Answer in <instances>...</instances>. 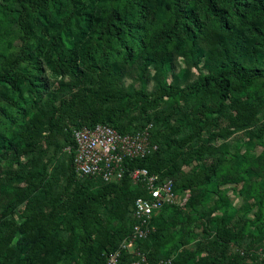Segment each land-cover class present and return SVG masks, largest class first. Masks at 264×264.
Segmentation results:
<instances>
[{"label":"trees","instance_id":"trees-1","mask_svg":"<svg viewBox=\"0 0 264 264\" xmlns=\"http://www.w3.org/2000/svg\"><path fill=\"white\" fill-rule=\"evenodd\" d=\"M181 57L198 72L184 86L165 79ZM134 64L142 77L159 66L163 84L152 92L125 86L124 69ZM166 101L173 107L161 116ZM263 111L264 0H0V264H106L115 251L119 264L137 260L119 245L135 224V200L147 197L130 178L140 168L172 179L180 202L188 194L184 205L156 212L137 242L147 264H240L247 227L234 232L212 217L224 198H208L213 181L230 174L227 183L256 196L260 220L264 124L256 116ZM98 124L121 134L150 125L157 150L126 160L119 180L79 178L73 131ZM240 130H247L244 151L227 157L229 148L208 144ZM257 145L258 161L248 153ZM23 156L20 170L3 172L9 158ZM202 158L206 165L182 173ZM198 223L211 237L179 252ZM253 258L264 262L263 254Z\"/></svg>","mask_w":264,"mask_h":264},{"label":"built area","instance_id":"built-area-1","mask_svg":"<svg viewBox=\"0 0 264 264\" xmlns=\"http://www.w3.org/2000/svg\"><path fill=\"white\" fill-rule=\"evenodd\" d=\"M149 129L150 125L134 134H121L108 125L98 124L92 129L74 130L72 164L75 175L79 178L96 177L105 182L121 179L126 160L141 159L157 150V146L149 140ZM130 178L134 184L145 189L147 197L135 200L132 213L135 224L119 247L137 258L129 264H147L146 258L137 249V242L150 233V224L156 212L166 205L178 202L184 205L188 196L180 202L173 193L172 179H160L144 168L132 171ZM120 255L119 251L110 254L106 264H119Z\"/></svg>","mask_w":264,"mask_h":264},{"label":"rangeland","instance_id":"rangeland-1","mask_svg":"<svg viewBox=\"0 0 264 264\" xmlns=\"http://www.w3.org/2000/svg\"><path fill=\"white\" fill-rule=\"evenodd\" d=\"M200 50L203 54H208L207 47L200 46ZM175 65L176 68L174 69V72H170L167 77L165 76L167 82H177L180 86H184L193 82L197 78V70L193 66H191V64H188L182 57L176 59ZM136 66L137 64H134V66L125 67V75L123 79L125 86H134L136 88H143L147 92H152L153 90H155V88L163 84L164 75L159 66H152L151 68H149L147 70L146 76L144 77L141 76V70H139ZM202 69L203 71H206L205 64H202ZM46 73L50 77L51 81L54 82L55 85H58L57 83L61 79L50 76L48 70ZM64 79L65 80L63 81L67 83L68 78ZM171 107H173V105L169 104L166 101L162 105L163 113L161 114V116H164ZM256 118L258 119L259 125H263L264 111L258 113ZM246 133L247 130L234 131L226 138L218 139L215 141L211 140L208 142V144L211 146L215 145V148H229L230 150H228L227 154V157H229L233 151H237L238 149H243L244 151L249 148H246V142L248 141ZM18 151L20 150L18 149ZM261 151L262 146L257 145L256 147L251 148L248 153L253 157V159L256 158V160L258 161L257 158L260 155ZM27 158L28 157L23 156L21 158V161H17L13 157L9 158L10 163L6 162L4 165L2 164L3 172L7 171L8 169L11 171L20 170L22 167L21 163L26 162ZM207 159L208 158H202L199 161L194 160L190 162L188 165L182 168V173L190 172L200 165H206L208 163L206 162ZM233 178L234 177L230 174H222L218 179H215V181H213L215 184V191H211L208 201L210 203L219 202V196H222L224 198V206L222 208L211 207V215L212 217H214L215 215L220 216L225 222L226 226L234 232H238L243 224L246 225L250 235V239L247 241H243L240 245V248L243 250V252L246 253V256L243 258L240 264H264L263 261L260 262L253 258V255L257 253L264 255V213L262 216H260V220L257 219V207L255 204L257 202L256 196L254 194L248 195L246 193H242L243 184L241 182L233 181V183H227L225 181L232 180ZM12 184L13 186H22V183L17 185L16 183ZM186 196H188V194H186ZM209 227L210 229H213L214 224L210 225ZM202 229V223L192 225L191 231H193L194 234L192 242L186 247H181L179 249V252L185 254L193 252L197 249V247H195L197 244H200V242L203 241L205 242L207 238L211 237L205 235ZM198 257H202V255L199 254Z\"/></svg>","mask_w":264,"mask_h":264}]
</instances>
